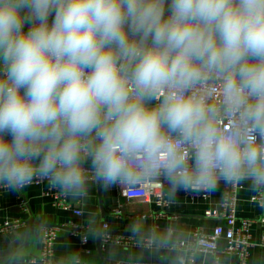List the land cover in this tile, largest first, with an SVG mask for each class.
I'll list each match as a JSON object with an SVG mask.
<instances>
[{
	"label": "clouds",
	"instance_id": "1",
	"mask_svg": "<svg viewBox=\"0 0 264 264\" xmlns=\"http://www.w3.org/2000/svg\"><path fill=\"white\" fill-rule=\"evenodd\" d=\"M37 180L69 197L223 184L264 207V0H0V189Z\"/></svg>",
	"mask_w": 264,
	"mask_h": 264
},
{
	"label": "crops",
	"instance_id": "2",
	"mask_svg": "<svg viewBox=\"0 0 264 264\" xmlns=\"http://www.w3.org/2000/svg\"><path fill=\"white\" fill-rule=\"evenodd\" d=\"M52 186L45 183L40 186L31 185L24 189L28 210L20 207L19 193H10L0 189V224L14 222L24 223L15 231L0 234V264H32L31 258L41 251V228L43 226L60 227L55 249L54 261L60 264L69 252L80 255V237L72 234V225L81 226L88 233L102 231L101 240L91 239L86 248L90 254L82 257L84 264H180L185 251L171 248H153L143 245L149 241H139L129 231V226L140 222L146 229L164 232L171 228L176 244L192 238L195 229H201L206 234H212L216 227H226L221 219L207 218L208 210H221L225 185L211 194L210 198L189 196L186 192L172 193L167 184L165 193L169 201L166 208H160L154 202L146 199L130 200L124 189L113 187L102 189L90 182L87 193L82 197H69L68 202L83 211L82 216H76L72 211H65L52 205L43 193ZM253 196L240 187L237 203L239 219H259L264 216V207L251 201ZM122 206V215L116 216L114 210ZM107 224L108 229L103 226ZM240 226V221L236 227ZM120 236L127 240L125 243H110L102 247L104 234ZM253 246L250 248L247 264H264V247L259 245L262 230L254 226L251 230ZM101 242V243H100ZM173 245V246H174ZM220 249L227 246L225 238L218 241ZM195 264H236L233 255L220 254L216 262L214 256L198 253Z\"/></svg>",
	"mask_w": 264,
	"mask_h": 264
},
{
	"label": "built area",
	"instance_id": "3",
	"mask_svg": "<svg viewBox=\"0 0 264 264\" xmlns=\"http://www.w3.org/2000/svg\"><path fill=\"white\" fill-rule=\"evenodd\" d=\"M45 183L49 182L37 180L32 185L40 186ZM166 186L167 183L165 181L159 180L150 182L137 188H125L124 191L126 197L130 200L146 199L149 202H154L160 208H166L169 205V201L165 193ZM239 191L240 187L237 188L225 186L221 210H208L205 213L207 218L223 220L226 227L218 226L215 228L212 234H206L201 229H195L190 240L180 242L172 246L171 249L185 251L190 257L189 264H195V258L198 253L211 254L214 256L216 262L218 261L220 254L233 255L237 258L236 264H247L250 248L253 246L251 230L256 225L262 230V237L259 245L264 247V216L259 219H239L237 216ZM22 192L23 190L19 193V204L21 209L27 211L28 205L25 198L22 196ZM186 194L189 196L202 197L204 199H208L211 196V194L208 193H201L199 195ZM43 196L49 198L52 202V205L56 208L65 211H72L74 215L79 217L83 215L82 210L74 208L68 202L66 195L53 187L45 191ZM251 201L260 206V204L255 200L254 196L251 198ZM122 210L123 207L120 206L114 210V214H116V216H121ZM239 221L240 226L236 227L237 222ZM23 224L24 223L19 220L0 224V234L13 232ZM103 229L107 230L108 225L105 224ZM60 231V227L54 226L46 225L41 228V251L38 256L31 258L30 262L32 264H56L54 261V249L58 233ZM72 234L80 237V257L82 260L83 256L90 254L89 250L86 248L90 241L89 233L81 226L72 225ZM221 238H225L227 241V246L224 249H220L218 246V241ZM126 241L127 240L120 236H112L106 233L102 237V247L110 243L122 244ZM143 245L151 246V244L148 242H144Z\"/></svg>",
	"mask_w": 264,
	"mask_h": 264
},
{
	"label": "water",
	"instance_id": "4",
	"mask_svg": "<svg viewBox=\"0 0 264 264\" xmlns=\"http://www.w3.org/2000/svg\"><path fill=\"white\" fill-rule=\"evenodd\" d=\"M100 233H101V236H102V231H100ZM100 240H101V238H100ZM101 243V242H100Z\"/></svg>",
	"mask_w": 264,
	"mask_h": 264
}]
</instances>
